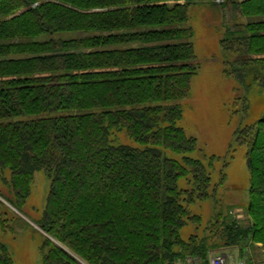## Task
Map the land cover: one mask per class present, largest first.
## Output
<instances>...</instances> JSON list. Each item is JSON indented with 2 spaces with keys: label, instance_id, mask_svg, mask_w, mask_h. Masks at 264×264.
Returning a JSON list of instances; mask_svg holds the SVG:
<instances>
[{
  "label": "trees",
  "instance_id": "trees-1",
  "mask_svg": "<svg viewBox=\"0 0 264 264\" xmlns=\"http://www.w3.org/2000/svg\"><path fill=\"white\" fill-rule=\"evenodd\" d=\"M183 1L0 0V183L13 193L0 196L20 210L35 171L50 178L42 264H175L219 244L181 235L200 219L191 204L218 200L216 156L207 165L188 155L197 139L178 125L176 101L198 69L186 26L196 0ZM221 3L246 18L231 12L223 23L225 72L245 89V108L247 91L261 104L235 137L250 223L216 212L205 229L224 224L223 242L264 244V0ZM121 132L132 142L120 143ZM7 248L0 239V264H13Z\"/></svg>",
  "mask_w": 264,
  "mask_h": 264
},
{
  "label": "rangeland",
  "instance_id": "rangeland-1",
  "mask_svg": "<svg viewBox=\"0 0 264 264\" xmlns=\"http://www.w3.org/2000/svg\"><path fill=\"white\" fill-rule=\"evenodd\" d=\"M231 12L234 21L245 22L246 18L237 9L223 6L221 0H196L190 2L188 7L186 26L192 28L193 33L189 38L194 44L198 69L191 79L188 95L176 101L183 110L178 125L185 129L187 135L197 139V148L188 155L201 159L207 165L210 156H216L209 167L213 183L217 186L215 197L218 200L213 202L209 198L191 204L190 212L199 215L200 219L190 220V223L181 228V235L185 239L194 234L199 239L209 236L210 242L219 243L210 248L208 255L219 250H230L247 263L264 262L262 242L228 244L219 237L224 224L216 226L213 231L205 229L208 220L216 212L220 214V220H236L240 226L248 225L251 220L247 213L250 172L245 163V150L236 144L235 137L244 124L256 119L261 99L254 97V91H247L250 105L245 108V89L225 72L220 36L224 30L223 23L231 16ZM117 138L120 143L132 142L124 132L119 133ZM262 145L263 150L258 155L263 159L261 170L264 173V139ZM166 153L177 159L182 157V154L171 151ZM49 182L50 178L42 169L36 170L30 183V195L20 210L0 196V221L2 223L4 219H10L6 227L0 230V239L7 245L13 264H42L41 246L48 234L41 227L40 221L46 205ZM179 185H185L184 178L179 180ZM0 190L10 198L13 196L10 187L2 183ZM177 260L179 261V257L175 262Z\"/></svg>",
  "mask_w": 264,
  "mask_h": 264
},
{
  "label": "built area",
  "instance_id": "built-area-1",
  "mask_svg": "<svg viewBox=\"0 0 264 264\" xmlns=\"http://www.w3.org/2000/svg\"><path fill=\"white\" fill-rule=\"evenodd\" d=\"M175 264H264V262L247 263L246 260L230 250L211 252L206 259L200 256H188Z\"/></svg>",
  "mask_w": 264,
  "mask_h": 264
}]
</instances>
